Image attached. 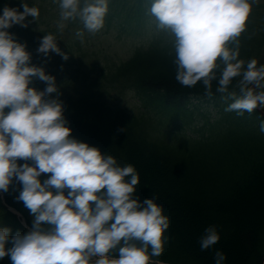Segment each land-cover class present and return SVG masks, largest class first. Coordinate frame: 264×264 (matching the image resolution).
<instances>
[{
	"label": "clouds",
	"instance_id": "obj_1",
	"mask_svg": "<svg viewBox=\"0 0 264 264\" xmlns=\"http://www.w3.org/2000/svg\"><path fill=\"white\" fill-rule=\"evenodd\" d=\"M55 2L58 33L76 19L92 34L104 27L109 0ZM254 3L259 0H151L148 10L171 45L176 81L187 88L200 83L209 98L215 82V91L231 101L225 111L240 116L264 110V65L251 59L245 67L239 59L240 37ZM22 7L21 12L6 5L0 15V191L8 192L13 178L22 184L16 199L33 220L26 233L14 236L0 227V259L8 256L12 264H151L150 258L163 252L169 218L155 195L143 203L134 198L140 183L134 166H120L112 155L72 136L56 78L32 65L27 46L7 31L13 25L29 27V16L38 20V7L26 0ZM83 35V30L76 32L81 40ZM37 52L69 59L54 34L42 37ZM36 79L46 83L43 91L30 87ZM20 160L33 163L21 165ZM46 173L50 176L41 181ZM220 238L215 225L207 227L201 250ZM113 250L116 258L110 256ZM226 258L222 251L214 254L215 264Z\"/></svg>",
	"mask_w": 264,
	"mask_h": 264
},
{
	"label": "trees",
	"instance_id": "obj_2",
	"mask_svg": "<svg viewBox=\"0 0 264 264\" xmlns=\"http://www.w3.org/2000/svg\"><path fill=\"white\" fill-rule=\"evenodd\" d=\"M130 1L109 0L105 21L110 24L115 17H121L132 25L141 19L146 0H133V4ZM6 5L19 11L22 9L20 0H0V15ZM7 31L27 46L32 65L44 67L47 74L56 78L59 99L64 105V117L72 129V136L112 155L120 166H134L140 176L134 197L143 203L155 195V202L163 207V214L169 218V228L164 233L162 254L150 259L170 264H215V252L222 251L227 257L224 264H262L264 133L256 130L264 118L257 110L251 115L245 112L243 116L225 111L221 116L222 128L226 139L233 144V152L226 153L228 158H223L219 166L213 162L205 164L190 152L192 146L186 141L175 145L155 140L148 135L147 118L115 109L108 102L111 91L121 93L119 89L127 88L136 91L145 108L164 111L194 105V98L207 101L222 98V94L215 91V82L213 96L209 98L200 83L187 88L176 81L174 54L169 55L171 45L167 37L156 36L147 49H138L132 57L113 61L106 67L98 60L75 59V41H63L57 31L51 34L56 35L59 47L63 44L61 48L67 50V61L56 53L44 57L37 52L45 35L42 31L20 25H13ZM240 39L239 59L245 61V67L251 59H256L258 66L264 65V12H261V6L253 4L247 29ZM235 83L236 80L230 91L234 90ZM30 87L43 91L47 85L36 79ZM55 97L53 93L52 98ZM222 101L220 108L225 110L231 101ZM25 162L33 163L18 161L21 165ZM49 176L42 174L40 179L43 181ZM21 190L22 184L13 178L8 192L2 193L5 202L18 209L32 226V215L23 202L16 199ZM212 225L217 227L221 238L216 245L201 250L199 240L205 229ZM0 227L10 228V236L29 230L3 203L1 193ZM110 255L118 254L113 250ZM0 264H12V261L6 256L0 259Z\"/></svg>",
	"mask_w": 264,
	"mask_h": 264
},
{
	"label": "rangeland",
	"instance_id": "obj_3",
	"mask_svg": "<svg viewBox=\"0 0 264 264\" xmlns=\"http://www.w3.org/2000/svg\"><path fill=\"white\" fill-rule=\"evenodd\" d=\"M48 9L44 12H40L38 20H34L31 16V19L34 23H37L41 26H56L57 22L59 21V12L56 6L55 0H47L46 1ZM257 6H261V12H264V0H259ZM34 25V24H32ZM37 27V25H34ZM42 29V28H41ZM83 40L80 39L83 44V49L88 52L98 51L99 53L96 54L100 58H104L105 55L111 56L115 60L119 61L121 59H125L129 57V55L134 51L133 49L137 46V42L144 41L148 39V36L152 33V31L144 32L142 34H135L133 31H123L120 27L116 26L109 30L104 27L102 31H98L95 34L89 33L87 30H84ZM139 36V37H138ZM264 55V54H263ZM113 97L118 95L117 91L112 92ZM116 97V96H115ZM124 99V100H123ZM123 100V101H122ZM116 104V101H114ZM118 103H120L123 107L129 108L130 110H137L139 107L141 110L139 102L136 98L132 97L129 92L124 93L118 99ZM204 107L203 109H206ZM210 109V107H208ZM207 108V109H208ZM141 114V113H139ZM180 123L183 124L181 128L176 126V128L167 125L166 123H162L158 127V132L161 134L168 133L171 131H178L180 129H185L184 122L181 121ZM190 134H194L191 130L188 132ZM170 134V133H169ZM137 198V197H134ZM138 199V198H137Z\"/></svg>",
	"mask_w": 264,
	"mask_h": 264
},
{
	"label": "water",
	"instance_id": "obj_4",
	"mask_svg": "<svg viewBox=\"0 0 264 264\" xmlns=\"http://www.w3.org/2000/svg\"><path fill=\"white\" fill-rule=\"evenodd\" d=\"M260 110H261V109H260ZM261 112H262V113H264V111H263V110H261Z\"/></svg>",
	"mask_w": 264,
	"mask_h": 264
}]
</instances>
